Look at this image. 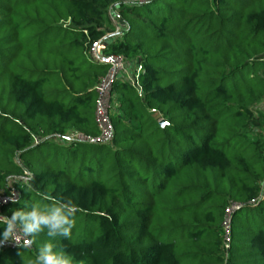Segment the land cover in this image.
<instances>
[{
    "label": "trees",
    "instance_id": "trees-1",
    "mask_svg": "<svg viewBox=\"0 0 264 264\" xmlns=\"http://www.w3.org/2000/svg\"><path fill=\"white\" fill-rule=\"evenodd\" d=\"M124 1L0 0V191L18 194L0 214L79 209L70 238L0 245V264L45 243L72 264H264V137L245 132L264 101V0ZM112 6L126 30L105 52L143 65L142 95L116 81L113 136L96 141L108 67L88 50Z\"/></svg>",
    "mask_w": 264,
    "mask_h": 264
},
{
    "label": "clouds",
    "instance_id": "clouds-1",
    "mask_svg": "<svg viewBox=\"0 0 264 264\" xmlns=\"http://www.w3.org/2000/svg\"><path fill=\"white\" fill-rule=\"evenodd\" d=\"M136 2L137 0H132L133 4ZM77 211H79L78 207L71 201L62 202L53 199L51 205L45 208L33 203L30 208L25 205L23 209L13 210L10 217L0 215V223L5 225L0 245L10 240L18 243L21 235L36 237L45 229L49 237L54 238L59 235L70 238ZM33 242L32 239L25 240L29 245ZM31 264H72V259L64 253L55 252L52 243H45L40 247L35 261Z\"/></svg>",
    "mask_w": 264,
    "mask_h": 264
},
{
    "label": "built area",
    "instance_id": "built-area-1",
    "mask_svg": "<svg viewBox=\"0 0 264 264\" xmlns=\"http://www.w3.org/2000/svg\"><path fill=\"white\" fill-rule=\"evenodd\" d=\"M148 1L149 0H137L135 4L137 5L144 4ZM124 3L126 5H133L132 0H125ZM112 7L117 8L116 6H112ZM110 17L111 19H114L116 17L119 18L118 12L117 14L115 13L110 14ZM106 44L107 43L105 42V36H103L98 40L92 42L88 50L89 57L93 61L105 64L108 67L106 75L100 80L99 84L96 85V91L99 94V100L96 106V120L99 125V128L101 129L100 136L94 139L96 141L98 140L110 141L113 136L112 126L109 120L108 112L106 111V107L103 110L104 113L103 120L100 121L99 118L100 111L103 108V105L107 103V101L106 102L103 101V97L111 94L113 84L116 81L127 82L133 88L136 89L139 95H142V89L139 84V75L144 70L143 65L136 60H130L118 54L106 53L105 52ZM151 112L159 116V120H158L159 122L163 120L161 114L158 113L156 110L153 109L151 110ZM76 137L82 139V136L80 135H76ZM17 195L18 194L16 191H12L10 196H4L2 192V195L0 196V208L2 205L7 204L9 201L15 200L17 198ZM225 231H226L225 246L228 247L229 237H228L227 222L225 223ZM27 239L30 238L23 237L21 235V238L18 243L10 240L2 244L1 247H8V248H15L17 246L30 247L31 244L29 245L25 243V240Z\"/></svg>",
    "mask_w": 264,
    "mask_h": 264
},
{
    "label": "rangeland",
    "instance_id": "rangeland-1",
    "mask_svg": "<svg viewBox=\"0 0 264 264\" xmlns=\"http://www.w3.org/2000/svg\"><path fill=\"white\" fill-rule=\"evenodd\" d=\"M117 12L119 13L118 8H114V7L109 8L110 14L112 13L117 14ZM110 14H109L110 19H109L108 25L106 26L105 31H104L106 43H108L111 40L116 39L117 37H120L122 32L126 30V23L122 19H120V17L111 19ZM116 97H117L116 92L103 97V101L104 102L107 101V103L103 105V108L100 111V117H99L100 121L103 120V116H104L103 110L105 107H106V111L108 112V116H111L113 114L115 115L118 112ZM252 113H253V120L249 124V126L246 128L245 132L249 138L264 137V129L260 126L261 118L264 114V101L263 100L258 101L252 106ZM70 138L72 139L77 138L76 134L71 133ZM2 192L3 191H0V196L2 195ZM242 215H243V211L235 215L234 224L238 225ZM228 219H227V224H229Z\"/></svg>",
    "mask_w": 264,
    "mask_h": 264
},
{
    "label": "water",
    "instance_id": "water-1",
    "mask_svg": "<svg viewBox=\"0 0 264 264\" xmlns=\"http://www.w3.org/2000/svg\"><path fill=\"white\" fill-rule=\"evenodd\" d=\"M160 124H161L162 126H164V125L166 124V121L162 120V121L160 122Z\"/></svg>",
    "mask_w": 264,
    "mask_h": 264
}]
</instances>
